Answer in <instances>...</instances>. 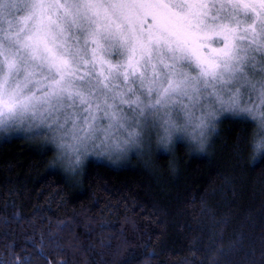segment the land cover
Wrapping results in <instances>:
<instances>
[{"label":"trees","instance_id":"1","mask_svg":"<svg viewBox=\"0 0 264 264\" xmlns=\"http://www.w3.org/2000/svg\"><path fill=\"white\" fill-rule=\"evenodd\" d=\"M248 133L226 120L211 156L180 146L176 175L161 155L151 170L90 161L78 181L27 136H0V264H240L245 252L259 261L264 160L249 163Z\"/></svg>","mask_w":264,"mask_h":264},{"label":"clouds","instance_id":"2","mask_svg":"<svg viewBox=\"0 0 264 264\" xmlns=\"http://www.w3.org/2000/svg\"><path fill=\"white\" fill-rule=\"evenodd\" d=\"M208 7L211 24L232 20L227 4L212 0ZM29 9L30 0H0V33L17 27ZM99 40L105 58L122 71L131 37L112 32ZM70 41L79 59L91 60L89 49L96 45L87 26L73 29ZM207 43L219 49L225 41L214 37ZM216 59L218 70L207 74L175 46L153 44L143 75H130L127 82L114 72L105 87L90 69L93 75L81 91L99 107L90 108L80 96L68 94L34 102L19 107L11 121L0 123V134L24 131L40 150H51L52 168L78 181L90 161L119 165L137 160L151 170L161 155L169 158L168 169L176 175L180 146L191 157L211 156L224 121H240L249 127L248 160L255 165L264 160V46L238 39L231 55ZM20 83L25 95L36 87L23 79V73Z\"/></svg>","mask_w":264,"mask_h":264},{"label":"snow or ice","instance_id":"3","mask_svg":"<svg viewBox=\"0 0 264 264\" xmlns=\"http://www.w3.org/2000/svg\"><path fill=\"white\" fill-rule=\"evenodd\" d=\"M212 0H30V9L17 27L0 33V123L15 118L17 109L34 102H49L64 94L80 96L82 103L99 107L82 83L93 75L108 87L114 72L125 82L130 75H143L145 57L151 58L153 44L175 46L194 59L207 74L219 67L216 57L231 55L236 41L264 46V0H219L227 4L232 20L211 24ZM87 26L96 47L89 49L91 60L79 59L70 38L72 30ZM131 37L132 44L123 70L105 58L99 38L106 33ZM220 37L223 48L207 41ZM209 48L210 51H205ZM93 70V71H90ZM43 70V74H42ZM23 79L35 85L25 95ZM153 74H156L153 66ZM77 82H81L78 85ZM94 95V94H93ZM58 250L60 244L53 240ZM244 247L233 244V255ZM260 259L244 253L240 264H264V235L260 237ZM254 249L252 254L254 256ZM221 255V249H217ZM46 259V258H45ZM25 264H30L25 261ZM134 264V262H130ZM227 264H234L232 259Z\"/></svg>","mask_w":264,"mask_h":264},{"label":"rangeland","instance_id":"4","mask_svg":"<svg viewBox=\"0 0 264 264\" xmlns=\"http://www.w3.org/2000/svg\"><path fill=\"white\" fill-rule=\"evenodd\" d=\"M11 134H23V135L27 136L26 133H25L24 131L19 130V129H10L9 131H7V132H5V133L0 134V136L11 135ZM109 163H110V162H109ZM111 164H112V163H111Z\"/></svg>","mask_w":264,"mask_h":264}]
</instances>
